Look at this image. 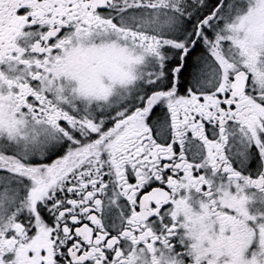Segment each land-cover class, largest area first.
Instances as JSON below:
<instances>
[{
  "label": "snow or ice",
  "instance_id": "6c2138e0",
  "mask_svg": "<svg viewBox=\"0 0 264 264\" xmlns=\"http://www.w3.org/2000/svg\"><path fill=\"white\" fill-rule=\"evenodd\" d=\"M0 264H264V0H0Z\"/></svg>",
  "mask_w": 264,
  "mask_h": 264
}]
</instances>
